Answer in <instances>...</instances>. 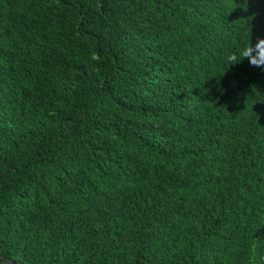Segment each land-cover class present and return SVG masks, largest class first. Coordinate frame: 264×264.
Segmentation results:
<instances>
[{
    "label": "trees",
    "instance_id": "obj_1",
    "mask_svg": "<svg viewBox=\"0 0 264 264\" xmlns=\"http://www.w3.org/2000/svg\"><path fill=\"white\" fill-rule=\"evenodd\" d=\"M264 0H0V264H264Z\"/></svg>",
    "mask_w": 264,
    "mask_h": 264
},
{
    "label": "clouds",
    "instance_id": "obj_2",
    "mask_svg": "<svg viewBox=\"0 0 264 264\" xmlns=\"http://www.w3.org/2000/svg\"><path fill=\"white\" fill-rule=\"evenodd\" d=\"M244 59L250 66L264 68V38L257 37L253 43L249 35L247 43L228 56L231 65H237Z\"/></svg>",
    "mask_w": 264,
    "mask_h": 264
}]
</instances>
